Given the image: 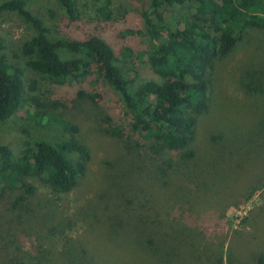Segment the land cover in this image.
Wrapping results in <instances>:
<instances>
[{
  "label": "trees",
  "instance_id": "16d2710c",
  "mask_svg": "<svg viewBox=\"0 0 264 264\" xmlns=\"http://www.w3.org/2000/svg\"><path fill=\"white\" fill-rule=\"evenodd\" d=\"M30 1L0 0V14L15 13L33 31L21 44L25 65L58 84L95 73L129 114L128 130L137 137L140 160L136 174L141 183H149L150 189L152 179H161L167 187L174 185L172 191L177 193L174 199L160 198L158 204L154 197L119 191L114 209L122 213L109 216L104 223L109 247L121 256L118 264H222L220 253L213 259L211 247L216 244L212 237L187 220L193 215L192 203L199 201L202 180L198 178L207 172L192 147L194 115L207 108L206 73L213 61L227 55L249 29L264 31V0H137L143 3L139 13L150 44L135 54L121 47L119 55L101 35L83 39L54 36L53 29L29 10ZM56 1L71 20L80 16L77 0ZM89 1L102 12L101 0ZM186 4L188 14L174 23L163 18L164 8ZM64 51L72 56H65ZM258 70L252 88L264 94V67ZM35 89L36 80L27 84L23 68L0 52V124L20 110L27 117L35 114L36 124L41 125L46 117L39 135L29 137L24 129L29 138L20 147L0 142V232L10 226L14 239L17 232L33 237L43 230L41 219L36 221L38 227L28 218L29 212L36 214L32 198L37 187L27 179H40L53 191L69 192L84 173L89 157L87 147L74 135L77 127L31 95ZM79 95L84 96L83 92ZM104 120L109 126L110 119ZM107 134L123 135L116 126H110ZM212 165L207 167L213 170ZM178 174L186 184L172 182V176ZM169 200L178 208L176 215L169 210ZM202 205L200 200L197 206ZM20 254L2 264H106L95 257L93 249L69 244L60 246L58 252L42 247L31 259ZM255 264H264V255L257 256Z\"/></svg>",
  "mask_w": 264,
  "mask_h": 264
},
{
  "label": "rangeland",
  "instance_id": "374dc122",
  "mask_svg": "<svg viewBox=\"0 0 264 264\" xmlns=\"http://www.w3.org/2000/svg\"><path fill=\"white\" fill-rule=\"evenodd\" d=\"M77 4L80 16L75 20L56 0H31L28 7L53 29L56 37L83 39L90 34L101 35L117 55L121 47L134 54L148 48L150 39L139 13L142 2L101 0L102 12L89 0H77ZM187 5L164 8L162 16L174 23L176 18L188 14ZM32 33L31 27L15 13L0 14V52L23 68L27 84L36 80L31 95L38 96L48 110L77 127L74 135L87 147L89 157L84 173L69 192H56L40 179H27L37 187L32 198L36 214L29 212L28 218L38 227L36 221L41 219L43 230L33 237L17 232V239L10 226L0 232V264L21 252L31 259L39 255L42 247L58 252L60 246L67 244L93 249L100 262L118 264L121 256L109 247L104 223L109 216L122 213L114 209L119 191L151 196L158 199L157 203L164 197L174 199L177 193L172 191L174 185L167 187L161 179H152L150 189L149 183H141L136 174L140 160L135 146L137 137L128 130L129 114L117 94L95 73L58 84L25 65L21 44ZM63 54L72 56L70 51ZM263 67L264 31L251 28L227 55L215 59L208 68L207 108L194 115L192 147L207 172L198 178L202 180L199 201L192 203L193 215L186 219L212 237L211 242L216 244L211 247L213 259L220 253L222 264H228V259L231 264H255V258L264 255V94H257L252 88L256 70ZM79 92L84 96L80 97ZM32 116L27 117L20 110L0 124V142L20 147L29 137L39 135L46 117L40 125L36 124L35 114ZM107 117L109 126L104 120ZM110 126L121 128L123 135L107 134ZM74 157L78 159L77 155ZM210 163L214 164L213 170L207 167ZM185 181L181 174L172 176L176 185L186 184ZM200 200L204 204L201 207L197 206ZM168 205L176 215L178 208L172 202ZM218 244L221 249L217 251Z\"/></svg>",
  "mask_w": 264,
  "mask_h": 264
}]
</instances>
